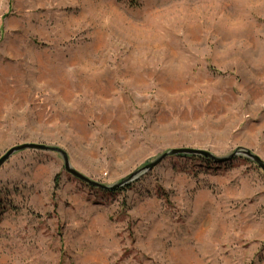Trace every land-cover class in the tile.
I'll use <instances>...</instances> for the list:
<instances>
[{
    "label": "rangeland",
    "instance_id": "1",
    "mask_svg": "<svg viewBox=\"0 0 264 264\" xmlns=\"http://www.w3.org/2000/svg\"><path fill=\"white\" fill-rule=\"evenodd\" d=\"M111 187L172 149L264 162V0H0V157ZM0 264H264V174L169 156L106 191L0 167Z\"/></svg>",
    "mask_w": 264,
    "mask_h": 264
},
{
    "label": "water",
    "instance_id": "2",
    "mask_svg": "<svg viewBox=\"0 0 264 264\" xmlns=\"http://www.w3.org/2000/svg\"><path fill=\"white\" fill-rule=\"evenodd\" d=\"M25 150H34V151H44V152H52V153H56L58 155L61 156L62 161H63V168L64 171L69 174L70 176L74 177L75 179L91 186L94 188H98L101 190H106V191H112V190H116L119 187H122L125 184H128L132 181H134L137 177H139L140 175L144 174L147 171L152 170L154 167H156L162 160H164L166 157L169 156H176V155H180V156H199L205 159H209L212 160L214 162H225L228 160H232L236 157H243L246 158L248 160H250L252 163H254L264 174V162L255 154H253L251 151L247 150V149H238L236 150L234 153H232L231 155H229L228 157H226L225 159H219L217 158L215 155L211 154L210 152L204 151V150H198V149H172L170 151H167L165 153H163L158 159H156L155 161L143 166L142 168L134 171L131 175H129L127 178H125L124 180H122L120 183H118L117 185L108 187L105 185H102L100 183L94 182L90 179H88L87 177H85L84 175H82L81 173H79L78 171H76L74 168H72L70 166L69 163V159L67 154L58 148H54V147H49V146H44V145H39V144H23V145H19V146H15L10 148L8 151H6V153L4 155H2L0 157V167L7 161L10 159V157H12L14 154L21 152V151H25Z\"/></svg>",
    "mask_w": 264,
    "mask_h": 264
}]
</instances>
